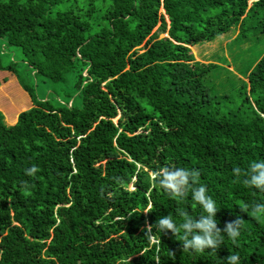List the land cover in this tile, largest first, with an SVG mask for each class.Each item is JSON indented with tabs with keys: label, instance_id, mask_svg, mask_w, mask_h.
Segmentation results:
<instances>
[{
	"label": "trees",
	"instance_id": "1",
	"mask_svg": "<svg viewBox=\"0 0 264 264\" xmlns=\"http://www.w3.org/2000/svg\"><path fill=\"white\" fill-rule=\"evenodd\" d=\"M250 1L0 0V40L22 54H0V74L33 103L14 125L0 112V264H264L251 209L264 192L233 172L264 159V53L216 95L205 77L218 64L192 52L233 29L254 44L264 0ZM37 76L61 94L40 99ZM164 167L199 171L217 227L242 219L235 243L198 253L183 230H156L168 214L201 219L191 189L173 198L154 178Z\"/></svg>",
	"mask_w": 264,
	"mask_h": 264
},
{
	"label": "clouds",
	"instance_id": "2",
	"mask_svg": "<svg viewBox=\"0 0 264 264\" xmlns=\"http://www.w3.org/2000/svg\"><path fill=\"white\" fill-rule=\"evenodd\" d=\"M35 168L29 169V173L35 172ZM237 182L244 186L264 192V159L254 160L249 163L247 169L236 167L233 169ZM200 173L196 169L164 167L155 173V179L163 190L173 198L183 199L191 189L192 200L200 207L201 219L196 221L190 215L181 213L184 219L179 225L171 214L161 216L154 227L161 233L171 230L175 235L182 232V246L185 250H193L203 253L208 248H218L223 243L225 236L233 243L241 235L242 219L237 218L226 224L223 231L217 227L216 213L219 210L217 202L208 194L207 187L198 183ZM256 216L264 217V203L257 202L251 205ZM148 228L151 237V228ZM199 230V231H197ZM227 264H241L239 253H231L227 257Z\"/></svg>",
	"mask_w": 264,
	"mask_h": 264
},
{
	"label": "rangeland",
	"instance_id": "3",
	"mask_svg": "<svg viewBox=\"0 0 264 264\" xmlns=\"http://www.w3.org/2000/svg\"><path fill=\"white\" fill-rule=\"evenodd\" d=\"M252 2L253 0L250 4ZM238 32V29H233L229 34L213 42L199 43L192 48L197 61L218 64V68L205 77L206 85L216 95L228 93L240 87L242 83H248V72L264 53V34H259L254 44H251V40L240 44L235 40ZM167 36L162 35L161 38ZM0 54L14 57L17 61L22 55L19 49L7 47L4 40H0ZM0 81L2 83L0 112L4 115L7 125H14L19 114L32 108L33 103L29 95L18 84L13 73L0 74ZM34 83L37 85L38 96L42 100H46L48 96L55 97L61 94V87L58 84L43 80L41 76L34 77Z\"/></svg>",
	"mask_w": 264,
	"mask_h": 264
}]
</instances>
